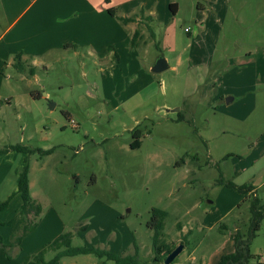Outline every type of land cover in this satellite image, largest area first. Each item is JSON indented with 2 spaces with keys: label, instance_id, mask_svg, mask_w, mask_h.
<instances>
[{
  "label": "rangeland",
  "instance_id": "1",
  "mask_svg": "<svg viewBox=\"0 0 264 264\" xmlns=\"http://www.w3.org/2000/svg\"><path fill=\"white\" fill-rule=\"evenodd\" d=\"M199 2L183 0L176 19L142 21L136 48L132 34L102 62L71 52L38 65L35 77L30 66L0 69V150L34 151L0 156V204L17 192L28 157L31 196L42 207L19 246L21 196L0 212V264H35L66 233L73 247L121 256L138 246V264H151L153 208L168 213L166 243L187 238L175 264H217L233 252L237 228L248 236L251 201L219 181L257 186L264 212V26L254 28L264 25V0H239L237 17L219 23V40L196 34ZM161 55L169 68L154 73ZM136 130L142 145L133 150ZM250 251L247 264L264 263V219ZM103 262L116 264L95 255L57 264Z\"/></svg>",
  "mask_w": 264,
  "mask_h": 264
},
{
  "label": "crops",
  "instance_id": "2",
  "mask_svg": "<svg viewBox=\"0 0 264 264\" xmlns=\"http://www.w3.org/2000/svg\"><path fill=\"white\" fill-rule=\"evenodd\" d=\"M203 1L205 3L197 4L196 34L219 40V23L227 20L229 14L237 17L233 6H239V0ZM182 2L183 0H110L106 4L105 0H0V69L15 68L14 61L19 54H22L25 66H30L35 73L36 67L46 60H56L71 52L77 55L88 54L102 62L108 56L110 48L112 51V46L124 43L142 21L150 22L169 14L176 19ZM170 5H174L176 14L171 12ZM110 8L116 10L119 18H133L134 21L123 25L108 12ZM261 25L262 27L254 28L263 29L264 25ZM186 32L191 35L192 29ZM258 52L264 60V48ZM252 53L248 51L246 56H252ZM254 187L252 192L245 194L246 197L259 198L257 186ZM12 195L13 200L20 196L17 192ZM12 201L3 213L11 208ZM19 216H22L20 212ZM16 219L11 226L15 225ZM242 227L239 230L246 238L243 234L245 227ZM234 252L235 240L234 250L228 254ZM223 256L218 259L217 264Z\"/></svg>",
  "mask_w": 264,
  "mask_h": 264
},
{
  "label": "trees",
  "instance_id": "3",
  "mask_svg": "<svg viewBox=\"0 0 264 264\" xmlns=\"http://www.w3.org/2000/svg\"><path fill=\"white\" fill-rule=\"evenodd\" d=\"M106 4L110 3V0H105ZM174 5H170V10L173 14H176V11L173 10ZM108 12L116 17L123 25H127L134 21L133 18H124L118 17L115 9L110 8ZM141 38V31L137 29L132 36L130 48H136L138 40ZM15 69L23 74L26 71V66L22 62V54H19L15 58ZM30 75H35V70L30 69ZM31 96L34 99L41 98L40 95L31 93ZM142 131L136 130L135 132V141L131 144V148L133 150L141 147V136ZM53 150L49 151H41L42 155H49ZM9 152H15L19 154L30 155L34 151L28 149L23 145H15L9 146L4 150H0V156L7 154ZM221 185H227L230 188L236 189L243 194H248L254 190L253 185H245L238 187L232 182H225L222 178L219 181ZM17 194L21 196L22 206L20 210V215L26 219V224L22 228V233L20 236L15 237V241L13 243L14 246H19L22 243V239L39 226L38 217L42 213V207L34 201L31 196L30 189V180H29V164L28 157L24 160V165L20 171L19 179H18V189ZM14 195H10V197L0 204V212L5 211L9 206L11 201L13 200ZM246 200L251 201L250 205V221H249V233L246 239L242 236L239 228H237V234L235 236V252L231 254L224 255L219 264H247L249 260L253 259L251 255L250 247L252 240L257 236L262 227V222L264 219V212L260 209L261 201L258 197H247ZM34 216V218H31ZM168 216V213L159 208H153L151 210V217L148 222V228L154 231L153 235V250L155 253V257L151 264H163L166 257L176 248V245H170L163 240V231L165 228V220ZM13 221L9 222V225H12ZM81 229H86V227H82ZM180 231H182V226L179 225ZM183 237V236H182ZM72 233H66L59 236L52 243L40 249L34 256L33 262L35 264H57L64 257H75L80 255H95L100 259H106L107 261H113L116 264H138V254L139 248L135 246L136 252L134 255L121 256L110 251L102 250L95 247L81 246V247H73L72 246ZM187 238L181 239L180 244L184 245V249L186 247ZM48 251L56 252V255L49 262L45 261V255ZM177 260V259H176ZM176 260L172 263L175 264ZM30 261V258L28 259ZM102 264H105L103 262ZM192 264V263H191ZM257 264H264L263 262H258Z\"/></svg>",
  "mask_w": 264,
  "mask_h": 264
},
{
  "label": "water",
  "instance_id": "4",
  "mask_svg": "<svg viewBox=\"0 0 264 264\" xmlns=\"http://www.w3.org/2000/svg\"><path fill=\"white\" fill-rule=\"evenodd\" d=\"M169 66L164 59V57L161 55L157 62L155 63L152 71L154 73H160L166 69H168ZM184 251V245L180 244L178 245L164 260L163 264H172L178 257L179 255Z\"/></svg>",
  "mask_w": 264,
  "mask_h": 264
},
{
  "label": "built area",
  "instance_id": "5",
  "mask_svg": "<svg viewBox=\"0 0 264 264\" xmlns=\"http://www.w3.org/2000/svg\"><path fill=\"white\" fill-rule=\"evenodd\" d=\"M189 29H187L186 31H188ZM73 127H74V125H73Z\"/></svg>",
  "mask_w": 264,
  "mask_h": 264
}]
</instances>
